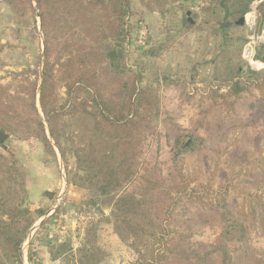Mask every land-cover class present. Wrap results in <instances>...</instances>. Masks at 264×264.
Returning <instances> with one entry per match:
<instances>
[{
	"label": "rangeland",
	"instance_id": "374dc122",
	"mask_svg": "<svg viewBox=\"0 0 264 264\" xmlns=\"http://www.w3.org/2000/svg\"><path fill=\"white\" fill-rule=\"evenodd\" d=\"M121 2L52 1L46 55L34 1L0 0V124L10 128L0 129L9 135L0 146V264H264V86L246 83L235 96L226 83L240 65L264 71L255 60L264 0H126L118 38ZM83 52L100 97L82 88L71 101L67 86L92 77L68 62ZM45 69L47 111L66 106L53 122L57 139L39 102ZM131 85L152 106L129 152L134 175L117 187L109 171L126 129L110 112L124 109ZM127 195L141 204L118 205ZM251 208L257 219L242 217ZM231 215L242 225L226 226ZM121 216L133 226H119ZM28 224L20 263L3 248Z\"/></svg>",
	"mask_w": 264,
	"mask_h": 264
},
{
	"label": "trees",
	"instance_id": "16d2710c",
	"mask_svg": "<svg viewBox=\"0 0 264 264\" xmlns=\"http://www.w3.org/2000/svg\"><path fill=\"white\" fill-rule=\"evenodd\" d=\"M27 1L31 2V4H32V1H34V3L36 4V6L40 12L39 16L41 18L42 29H43V32H44L45 38H46L45 48H46V55H47V47L49 45L48 44L49 43V38H48L49 36L47 33V19H48L49 15H47V10L49 9L52 1H54V3L60 4V2L62 3L63 0H27ZM189 1H191V0H189ZM252 1H254V0H251V2ZM78 3L79 2L75 1V5H78ZM96 6L97 5H93V8ZM125 7H126V10H125ZM127 8H128V4H127L126 0H122L120 9L117 10L116 18H115L116 22L118 23V26H117V28L114 29V31L117 34L118 38L122 37V35H123V24H124V19L127 15ZM229 13H230V11H229ZM247 13L248 12L246 11L243 13V15L247 14ZM243 17H245V16H243ZM243 17H241V18H243ZM89 21H90V26H94L95 24H97V20L94 18L93 14L89 18ZM223 33H226V31H223ZM89 55L91 56V54H88L87 52H83L82 54H79L78 56H74V57L70 58L68 61L70 64H72L73 60H74L75 62L78 63V66L83 68L84 71L87 69L89 72H92V77L89 78V80H84V78L82 77L81 79H78L75 82H73L72 85L67 86L68 87V98L70 97L71 101H73V97H72L73 91H75V90L77 91V90H80L82 88L98 95L99 90H98L97 86L100 82H99V78L97 77V74L95 72L97 66L94 65V63H93L94 61L88 60ZM116 56H117V54L114 52H112L108 55H105V57L108 59V61L110 63L116 60L115 59ZM48 58L49 57H46V59H45L46 63H48V61H47ZM255 60L259 61L260 63H262L264 65V44L261 45L260 48H258V50L256 52ZM50 79H51V75H49L48 70L45 69L43 74H42V84L40 87L39 102H40L41 110L43 111V113L47 117L48 130L50 133V137L55 139L56 138V132H55V125L53 122L57 118L60 117L61 112L62 113L66 112L65 111L66 106L59 108V109H53V110L47 111L48 102L46 101V97H47V93H48V86H49V80ZM254 82L257 83L256 85L259 89H261L264 86V71L261 73H256L248 67L247 72H245V68L243 65L238 66L236 68L235 74L233 76L228 77V79L226 80V83L230 88V94L235 95V96L240 95L242 93V91L247 88L246 83L251 84ZM126 86H125V89H126ZM37 87L38 86H35V94H36ZM131 87H132V85L130 86L129 98L128 99L126 98L124 100V102L122 103L124 109H121V111L119 112L120 114L115 115L114 113L110 112L113 115L112 119H113L114 125L117 126V125H119L118 123L124 122V128L126 129L125 136L122 137L121 140L117 141L114 145V154L120 156L119 166L117 167V170H110L109 171L110 179H112V181H115L114 183L117 187H120L123 182H130L132 179L131 178L132 175H134L135 164H134V162H132V160H130L129 152L135 150L136 146H135L134 135L136 132L139 131V128H140L142 121H145V119L140 115V112L147 105V101L151 102L150 100L146 99L148 92H145L144 90H138V92H137V89L135 87H133V88H131ZM35 96H33V100L34 99L36 100ZM96 97L92 98V101L94 104L99 105L98 101L96 100ZM71 101H68L70 104L69 109L71 111H73L75 109L74 105H75L76 101L75 102H71ZM118 104H119V102H118ZM151 106H152V102L150 104V107ZM34 109H35L36 115L38 116L36 104H34ZM34 124L36 125L38 131L40 133H42V134H40L41 135L40 138H41L42 142L44 143V146L46 148L50 149L51 153H54V147L51 144V141H50V139L46 133L47 129L45 128L43 122L40 121V118H39V119L35 120ZM0 129H9L10 130L9 126L4 125V124L3 125L0 124ZM182 146H184V148H186L189 145L183 144ZM120 169H123V170L120 171ZM135 201H136V198H134V197L130 198L129 195H127L126 197H119L117 204L121 206V205L127 203L128 207H129V204H134ZM140 204H141V202L135 203V205H140ZM135 205H133V206H135ZM116 211H119V210L116 208ZM120 213H121V210H120ZM23 215H24V212L22 211L18 215H16V217H14V220H16L17 218H21V217L23 218ZM241 215H242V217H244L246 219H249V218H252L253 220L257 219L256 209L251 208V211L248 215L244 214V212ZM226 216H224V219L226 218ZM118 221H120L119 226L121 224H126L127 226H133L123 216H121L120 220L118 219ZM22 222H26V221L22 220ZM2 225L6 226V227L10 226L9 224H6L4 222H2ZM241 225L242 224L239 223V220H236V218L234 219L233 216H232V220H228V224H226V226H241ZM28 228H30L29 224H28V226L23 227L22 230L18 233L19 235L13 239H8L7 234H5V236L7 238L5 240L6 244L9 245L13 241V245H11L9 248H3V249L6 251H9V250L15 251L16 252L15 259L20 263L22 262L21 248H22V245L24 243ZM82 253L84 254V256L88 255V253L86 251H83ZM197 259L199 261L203 260L202 257H198V256H197Z\"/></svg>",
	"mask_w": 264,
	"mask_h": 264
},
{
	"label": "water",
	"instance_id": "95a60500",
	"mask_svg": "<svg viewBox=\"0 0 264 264\" xmlns=\"http://www.w3.org/2000/svg\"><path fill=\"white\" fill-rule=\"evenodd\" d=\"M190 15V13L188 14V16ZM229 17V11H228V8H226V17L225 18H228ZM246 20V17H243L241 18L238 22H237V25H243L244 22ZM225 22V21H224ZM232 24L231 23H228V24H220V28L221 29H227L231 26ZM9 135L3 131H0V146L4 144V142L8 139Z\"/></svg>",
	"mask_w": 264,
	"mask_h": 264
}]
</instances>
